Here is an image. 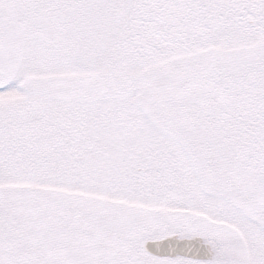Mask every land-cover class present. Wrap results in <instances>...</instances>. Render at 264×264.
<instances>
[{"label":"snow or ice","instance_id":"obj_1","mask_svg":"<svg viewBox=\"0 0 264 264\" xmlns=\"http://www.w3.org/2000/svg\"><path fill=\"white\" fill-rule=\"evenodd\" d=\"M0 264H264V0H0Z\"/></svg>","mask_w":264,"mask_h":264}]
</instances>
